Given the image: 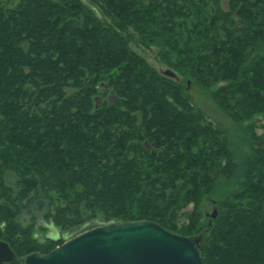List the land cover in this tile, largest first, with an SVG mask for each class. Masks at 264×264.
<instances>
[{
    "label": "trees",
    "instance_id": "trees-1",
    "mask_svg": "<svg viewBox=\"0 0 264 264\" xmlns=\"http://www.w3.org/2000/svg\"><path fill=\"white\" fill-rule=\"evenodd\" d=\"M133 44L209 87L243 127L239 148ZM224 180L216 217L204 215ZM39 219L62 234L39 239ZM142 219L198 238L204 264H264V0H0L9 264Z\"/></svg>",
    "mask_w": 264,
    "mask_h": 264
},
{
    "label": "water",
    "instance_id": "water-1",
    "mask_svg": "<svg viewBox=\"0 0 264 264\" xmlns=\"http://www.w3.org/2000/svg\"><path fill=\"white\" fill-rule=\"evenodd\" d=\"M217 215V209L210 215ZM0 240V264L14 261ZM22 264H204L199 239L172 232L151 220L116 221L89 228L51 251L30 253Z\"/></svg>",
    "mask_w": 264,
    "mask_h": 264
},
{
    "label": "rangeland",
    "instance_id": "rangeland-1",
    "mask_svg": "<svg viewBox=\"0 0 264 264\" xmlns=\"http://www.w3.org/2000/svg\"><path fill=\"white\" fill-rule=\"evenodd\" d=\"M222 3L224 8H228V0H222ZM133 46L140 54L146 57V59L160 72L167 73L172 77H174L175 79L177 78L181 80V82L184 85L187 84L186 90L193 104L197 108L201 109L205 114H207V116L211 120L219 123L222 127L226 128L229 131L231 137L233 138L234 149L237 150L239 148V144H238L239 139L237 135L243 133L242 132L243 127L239 124H236L232 120V118L220 107V105L216 102L213 94L211 93L209 87H205L190 79L187 80L185 79V77H183V75L176 74L174 71H172V69H170L169 66L161 60L160 56L158 55L157 47L151 46L149 48H146L144 46H140L137 44H133ZM109 99H112V97L110 96ZM257 131L260 133L262 132V129L257 128ZM232 186L233 184L231 183L230 180L229 181L224 180L222 182V185L217 190H215L208 197H205L204 202L202 204L203 214L206 216H210L214 212V210L217 209V203L220 202L226 196V194L230 190L229 187L232 188ZM26 220L24 221V224L29 222V217H27ZM206 221L207 219H205V222ZM42 225L46 226L47 228L40 229L42 228L41 227ZM34 226H36L35 228L37 231V236L41 240H45L46 238L50 236H54L58 232L59 233L61 232L60 228L54 227L52 223L46 222L44 221V219H39V222H37ZM85 230L87 229H84L83 231ZM77 234L75 233V235ZM75 235L74 234L72 236L66 235L65 238L66 240H68Z\"/></svg>",
    "mask_w": 264,
    "mask_h": 264
}]
</instances>
